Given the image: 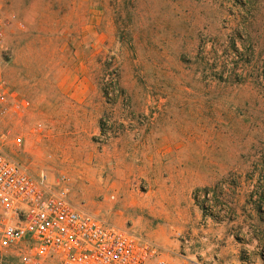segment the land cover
Wrapping results in <instances>:
<instances>
[{
  "label": "rangeland",
  "instance_id": "1",
  "mask_svg": "<svg viewBox=\"0 0 264 264\" xmlns=\"http://www.w3.org/2000/svg\"><path fill=\"white\" fill-rule=\"evenodd\" d=\"M0 6L22 23L3 72L29 102L0 113L8 153L173 256L264 264V0Z\"/></svg>",
  "mask_w": 264,
  "mask_h": 264
},
{
  "label": "built area",
  "instance_id": "2",
  "mask_svg": "<svg viewBox=\"0 0 264 264\" xmlns=\"http://www.w3.org/2000/svg\"><path fill=\"white\" fill-rule=\"evenodd\" d=\"M22 27L0 6V52L10 27ZM28 100L6 78L0 62V113L21 116ZM4 136V135H2ZM12 143L20 146L23 137ZM0 142V250L17 264H213L168 248L128 224H117L75 204L68 178L31 171Z\"/></svg>",
  "mask_w": 264,
  "mask_h": 264
},
{
  "label": "crops",
  "instance_id": "3",
  "mask_svg": "<svg viewBox=\"0 0 264 264\" xmlns=\"http://www.w3.org/2000/svg\"><path fill=\"white\" fill-rule=\"evenodd\" d=\"M119 224V223H118ZM124 224V223H123ZM122 225V224H121ZM198 256H201V255H198ZM202 257V256H201Z\"/></svg>",
  "mask_w": 264,
  "mask_h": 264
}]
</instances>
